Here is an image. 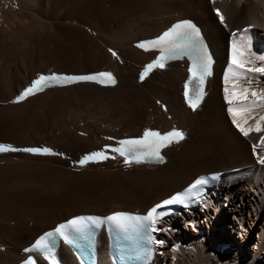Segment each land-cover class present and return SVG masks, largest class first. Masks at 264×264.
I'll list each match as a JSON object with an SVG mask.
<instances>
[{
  "label": "bare ground",
  "instance_id": "bare-ground-1",
  "mask_svg": "<svg viewBox=\"0 0 264 264\" xmlns=\"http://www.w3.org/2000/svg\"><path fill=\"white\" fill-rule=\"evenodd\" d=\"M217 9L228 31L220 25ZM185 19L202 25L217 57L210 94L195 111L184 101L187 65L171 64L139 84L154 54L133 47ZM234 43L247 59L264 64L256 60L264 55V0H216L214 5L209 0H0V142L51 145L71 159L0 155V264H18L25 257L22 249L35 237L71 217L143 213L199 175L251 165L253 170L214 193L213 205L174 216L158 228L157 239L165 244L158 245L154 264H264V164L257 158L264 133L245 137L228 112L225 88L231 92L234 87L228 71ZM103 70L118 76L116 87L51 88L12 104L41 73ZM237 82L247 87L243 80ZM260 84L264 86V77ZM176 128L186 138L166 149L163 166L127 165L125 159L85 168L72 164L107 144L101 136L121 139ZM234 232H240L243 244ZM248 237L253 242L246 244ZM99 239L104 253L103 233ZM245 244L251 247L250 261ZM56 256L59 264H80L67 247ZM98 264L110 263L104 258Z\"/></svg>",
  "mask_w": 264,
  "mask_h": 264
},
{
  "label": "snow or ice",
  "instance_id": "snow-or-ice-1",
  "mask_svg": "<svg viewBox=\"0 0 264 264\" xmlns=\"http://www.w3.org/2000/svg\"><path fill=\"white\" fill-rule=\"evenodd\" d=\"M221 22L224 21V16L220 13L219 9L216 10ZM250 29H245L244 32H249ZM235 35V34H233ZM177 37L181 43L176 44L171 38ZM147 45H151L154 48H161L162 54L157 60L153 61L145 67V71L141 74L140 79L144 80L154 68L163 69L166 62L171 59H180L185 55L191 56L193 59V66L190 71L193 73L192 80L196 82L192 95H189L186 84L185 96L188 98L189 106L195 111L204 96L203 84L205 77L210 75V66L212 63L211 57L207 54L206 49L202 44L199 29L189 20L181 21L172 26L168 31L163 33L162 36L152 41H144L138 45V47L146 48ZM110 51H112L110 49ZM114 56L117 54L112 52ZM258 61H264V55L256 57ZM236 71H233V69ZM229 72L233 76V89L230 92L228 88H225V99L230 107L228 112L232 117V122L236 128L245 137L249 136L251 132L264 133V86L260 84V78L264 77V64L256 65L255 62L246 58V53L241 51L236 43L233 44V56L232 62L229 65ZM97 76L106 79H101L98 82L105 84L116 83V79L110 72L98 73ZM57 77H44L41 76L34 82L33 87L28 88L18 99L22 100L29 95L35 94V91H42L44 87L50 86L49 81L56 80ZM69 79L78 80H93L94 76L85 77H73ZM243 80V83L247 87L239 84L237 81ZM225 82H229V75L225 73ZM191 83V81H190ZM37 85L40 87L37 88ZM243 102V106L232 107L231 105ZM251 121V123H250ZM185 133L182 130L173 129L165 134L147 130L144 133L142 140H131L122 142L121 147L106 149L104 151L94 152L79 163L85 165L89 161H102L107 159H115L114 156L110 157L107 152L113 151L119 153L124 157L125 164L131 165L133 162L141 163L147 160L162 161L160 156V149L175 142L179 143L185 139ZM261 152L257 158L261 164H264V136L260 137ZM257 145H253V151L256 152ZM17 149L10 146L0 145V152L16 151ZM24 151L34 153H48V149H24ZM206 183L204 180H199L192 185V188H197L198 185ZM191 196V192L185 194H177L169 200L163 202V205H157L150 210L145 217H131L124 213H116L107 217V221L117 229L124 232L129 231V220H137L140 222H147L149 225V235L146 237L147 241L152 245H164L165 241L162 239H155L151 236V231H155L154 225L158 222V216L162 217L166 213L159 212L157 209L164 205H171L174 203L184 204ZM100 226L99 218L79 216L69 220L66 224H60L54 231L46 233L29 249H25L26 252H39L48 261V264H59V260L56 256L57 239L62 238L65 244L70 245L78 259L80 264H96L95 252L92 243V236L94 229ZM162 230V229H161ZM153 249H148L151 252ZM25 264H36L35 259L29 258Z\"/></svg>",
  "mask_w": 264,
  "mask_h": 264
},
{
  "label": "rangeland",
  "instance_id": "rangeland-1",
  "mask_svg": "<svg viewBox=\"0 0 264 264\" xmlns=\"http://www.w3.org/2000/svg\"><path fill=\"white\" fill-rule=\"evenodd\" d=\"M81 136H82V135H81ZM226 201H228V200H225L224 202H226ZM207 205H213V203H212V202L210 203V201H209V203H208ZM220 206H221V203H220ZM262 218H263V221H264V216H263V215H262L261 219H262ZM204 220H205V219H204ZM207 221H208L207 219H206V221H204V223H205V224H204L205 228H207V226H206ZM222 224H223V225H225V224L228 225V223H226V221H222ZM214 225H215V222H212V223H211V227L214 226ZM227 230H228V229H227ZM234 233H236V234H235L236 239H238V240L241 242L242 240H241V238H240V236H239V235H240V232H238V233H237V232H234ZM249 241H251V243H252V242H253V238H252V237H251V238L248 237V239L246 240V244H249V243H248ZM241 243L243 244V242H241ZM246 244H245V252H244V256H245V258H246V261H250V260H251V255H250V254H251V252H250V251H251V247L248 246V247H249V248H248V247L246 246ZM247 248H248V251H247ZM2 250H4V247L2 248ZM249 256H250V257H249ZM263 256H264V254H263Z\"/></svg>",
  "mask_w": 264,
  "mask_h": 264
}]
</instances>
